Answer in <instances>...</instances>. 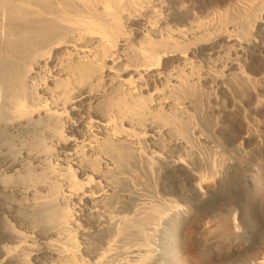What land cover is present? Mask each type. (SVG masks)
<instances>
[{
	"label": "bare ground",
	"instance_id": "obj_1",
	"mask_svg": "<svg viewBox=\"0 0 264 264\" xmlns=\"http://www.w3.org/2000/svg\"><path fill=\"white\" fill-rule=\"evenodd\" d=\"M163 1L0 0V264H183L189 226L218 222L221 203L231 214L229 201L241 244L210 261L264 264L250 198L264 130L258 143L248 127L211 140L193 123V84L209 71L198 75L203 50L183 43L200 31ZM253 22L254 38H224L207 58L260 48L264 22ZM211 143L208 161L196 145Z\"/></svg>",
	"mask_w": 264,
	"mask_h": 264
},
{
	"label": "rangeland",
	"instance_id": "obj_2",
	"mask_svg": "<svg viewBox=\"0 0 264 264\" xmlns=\"http://www.w3.org/2000/svg\"><path fill=\"white\" fill-rule=\"evenodd\" d=\"M161 1L163 0H158L159 3H161ZM164 2L173 3L174 6L178 8L177 10L180 9V13L188 14L192 12V14H189V16L192 15L191 18L195 16L193 18L197 22L196 26V22L194 21V29L192 28V30H198L197 32L200 31L197 35H195L194 38H191L192 40L189 39L190 42L194 41V44H191L192 46H187V40L183 43V46L186 49L189 48L190 50H195L196 48H200V50H203L202 54H198L199 57L195 58V60H197L196 72L198 73V75L200 74L199 76H204L209 71L206 75L208 76V81L206 80L207 82H204L202 79H197V81H195V83L193 84V87H195L193 90L194 92L197 88L198 91L200 90L199 92L197 90L195 92L196 94H198V98H195L193 106L194 110H188L190 116L192 117L193 123H196L198 125L200 124V127L203 128L204 135L209 137L211 140L212 137L220 139L218 137H220V135H222L223 133L238 132L244 130L245 127H248L252 138L258 143V138L263 133L262 130H264V43L262 42L264 41V38L260 39V42H258L260 48L256 49H253L251 46H246V48L243 47L245 45V43L243 42L248 39L254 38L256 34V30L253 26V20L259 21L261 23L264 22V0H167V2L164 0L162 3ZM233 6H236L237 10ZM229 7L233 8L231 9ZM237 7L246 8L238 9ZM206 8L208 9V12L210 14L213 11V14H211V16L210 14H207L205 12ZM227 8L228 10H226ZM241 10H245L247 12L246 15H251L252 17L250 16L249 19L248 17L246 18V16H243ZM224 11H226V15L223 14L225 18L222 16V13ZM214 12H218L219 14L217 13L215 15ZM227 14H229L228 19L230 21L226 17ZM207 15L209 16V18L207 17ZM254 15L256 17H254ZM158 18H160V15ZM220 19H225L224 24L222 21H220ZM226 20H228V22ZM243 22H246L245 25ZM219 23L223 25H221L220 27L218 25ZM186 25L187 24H185L184 26ZM218 26L219 29H217ZM244 32L245 34H243ZM198 35L199 37H197ZM227 37L231 39L235 38V42L237 40H242V51L237 53L236 51L233 52V50H231V53V51L225 50L227 54L224 53L223 56L212 55V57H209V59L211 60L212 58L213 60L210 61L206 55V53L209 52L207 51L208 48H212L213 51L217 50L219 48L218 46H220V40L221 42L222 40H224V38L225 40H227ZM195 38H199V40H195ZM224 57L227 59L225 60ZM199 59L203 60L204 62ZM227 60H230L231 63ZM225 63L226 69L224 68ZM216 68L218 69L216 70ZM227 69L230 71V78L233 77L232 79H227L226 77H224ZM209 78L212 79V81ZM217 86L223 87V92L217 91ZM222 93H224L225 95ZM200 96L201 100L199 98ZM212 128H216L215 134L211 133ZM211 144L212 146L215 145L214 143ZM211 144L202 145V147L199 146L201 144L196 145V149L197 151H199V155H203L200 156L205 160H208L209 158V160H211V158H213V151L216 147H212ZM225 157L241 160L244 158V153H236L232 150H228L225 152ZM263 163L264 153L259 154L253 160V165L256 170V182L251 188L250 198L251 200H254L259 217L264 220V171H262ZM204 171H206V176L203 187L210 191V189L214 187V180L210 175V169H205ZM40 199L44 200L43 198ZM40 199H36V201H40ZM221 204L216 207L218 211L217 213L219 215L218 222L216 221L214 223L212 222L205 225V222L210 218V215H204L202 217H199L200 220L198 219L189 226L187 231L189 238L184 246V252H182L180 256L181 262L183 264H212V261L210 260L214 252L216 254H222V252L225 253L229 251L232 245L237 246L241 244V240H239V238L237 237L241 232V228L238 225V220L235 222L233 221V214L236 213L235 204L232 201H229V205H231V207L233 208V212L229 215L226 214ZM236 216L238 217L237 213ZM135 238L138 239L137 237ZM137 241L140 242V238ZM261 251V246H254L250 249L249 256H257Z\"/></svg>",
	"mask_w": 264,
	"mask_h": 264
}]
</instances>
